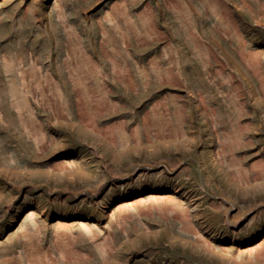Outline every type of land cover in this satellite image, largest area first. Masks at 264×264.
<instances>
[{
  "label": "rangeland",
  "instance_id": "1",
  "mask_svg": "<svg viewBox=\"0 0 264 264\" xmlns=\"http://www.w3.org/2000/svg\"><path fill=\"white\" fill-rule=\"evenodd\" d=\"M0 264H264V0H0Z\"/></svg>",
  "mask_w": 264,
  "mask_h": 264
}]
</instances>
